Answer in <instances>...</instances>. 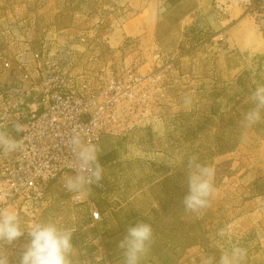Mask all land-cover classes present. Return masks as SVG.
Masks as SVG:
<instances>
[{
  "label": "rangeland",
  "instance_id": "rangeland-1",
  "mask_svg": "<svg viewBox=\"0 0 264 264\" xmlns=\"http://www.w3.org/2000/svg\"><path fill=\"white\" fill-rule=\"evenodd\" d=\"M155 2L0 0V90L9 78L17 84L5 59L19 62L45 33L73 45L76 65H93L95 57L128 60L156 45L179 73L157 118L102 137L94 195L74 204L54 185L42 204L19 211L21 218L75 228L74 264H97L101 254L122 264L119 242L138 222L153 229L141 264H198L199 256L219 259L233 245L247 250L244 264H264V112L251 127L244 121L253 91L264 85V0H214L207 12L180 19ZM81 35L86 42L75 40ZM9 130L0 125V132ZM193 157L215 169L216 191L199 213L183 206ZM27 240L25 233L3 245L10 264H19Z\"/></svg>",
  "mask_w": 264,
  "mask_h": 264
},
{
  "label": "built area",
  "instance_id": "built-area-1",
  "mask_svg": "<svg viewBox=\"0 0 264 264\" xmlns=\"http://www.w3.org/2000/svg\"><path fill=\"white\" fill-rule=\"evenodd\" d=\"M75 40L87 39L81 35ZM65 43L45 33L35 47H27L25 58L3 62L17 84L9 78L0 90V125H11L5 134L20 141L24 150L0 151V192H11L6 206L18 212L42 204L54 185L72 203L86 202L89 190L77 201L63 186L62 177L74 174L69 167L73 132L97 147L103 136L148 124L158 117L167 89L179 82L174 59L156 45L128 60L102 62L95 57L93 65H76L75 48ZM17 124L23 131L15 130ZM93 185L101 187L99 182ZM104 262L111 264L107 258Z\"/></svg>",
  "mask_w": 264,
  "mask_h": 264
},
{
  "label": "clouds",
  "instance_id": "clouds-1",
  "mask_svg": "<svg viewBox=\"0 0 264 264\" xmlns=\"http://www.w3.org/2000/svg\"><path fill=\"white\" fill-rule=\"evenodd\" d=\"M253 107L244 114L247 127L258 123L264 112V85L257 86L251 95ZM186 106H191V97H186ZM17 132L23 131L22 126H15ZM73 153V163L69 165L74 174L62 177L65 190L74 195L77 201H82L89 187L101 181L103 169L98 162L97 147L91 142H85L78 131L73 132L69 139ZM20 141L10 135L0 132V151L15 153L23 151ZM191 169L187 177L188 192L183 198L186 211L199 213L210 205V198L216 189L213 184L215 169L202 165L193 157L189 161ZM54 176V175H53ZM11 192H0V264H10L3 245H11L27 234L28 240L19 256V264H74L75 250L73 234L75 228L66 227L53 221L22 220L20 213L8 208L7 202ZM153 243V229L150 224L138 222L127 228V234L119 242L122 250V264H141L149 254ZM247 250L238 245L222 251L219 259L213 254L199 256L198 264H244ZM102 254L97 264L102 260Z\"/></svg>",
  "mask_w": 264,
  "mask_h": 264
},
{
  "label": "crops",
  "instance_id": "crops-1",
  "mask_svg": "<svg viewBox=\"0 0 264 264\" xmlns=\"http://www.w3.org/2000/svg\"><path fill=\"white\" fill-rule=\"evenodd\" d=\"M214 0H156V9H160L161 12L163 11H172L173 17L177 15L178 19L182 17V14L186 12H197V13H204L207 12L210 7L212 6ZM177 12V14L175 13ZM165 16L162 15L160 19H164ZM163 22V20H161ZM91 188V190H90ZM95 187L93 185L89 187V195H94ZM49 198V196L47 197Z\"/></svg>",
  "mask_w": 264,
  "mask_h": 264
}]
</instances>
